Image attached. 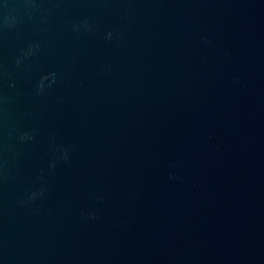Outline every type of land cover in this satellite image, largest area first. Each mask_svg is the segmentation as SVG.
Wrapping results in <instances>:
<instances>
[{"label": "water", "instance_id": "95a60500", "mask_svg": "<svg viewBox=\"0 0 264 264\" xmlns=\"http://www.w3.org/2000/svg\"><path fill=\"white\" fill-rule=\"evenodd\" d=\"M0 264H264V0H0Z\"/></svg>", "mask_w": 264, "mask_h": 264}, {"label": "clouds", "instance_id": "9594fccd", "mask_svg": "<svg viewBox=\"0 0 264 264\" xmlns=\"http://www.w3.org/2000/svg\"><path fill=\"white\" fill-rule=\"evenodd\" d=\"M202 39H205V40H206V38H202ZM206 42H208V41H206ZM64 160H65V161L68 160L67 153H65ZM53 166H54V165H53ZM169 178H170V179H172V178H176V177H175V174L172 173V172H169Z\"/></svg>", "mask_w": 264, "mask_h": 264}]
</instances>
